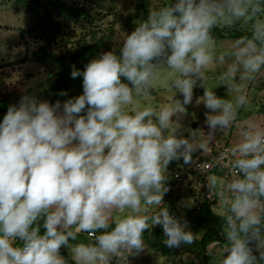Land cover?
Masks as SVG:
<instances>
[{"label":"clouds","instance_id":"1","mask_svg":"<svg viewBox=\"0 0 264 264\" xmlns=\"http://www.w3.org/2000/svg\"><path fill=\"white\" fill-rule=\"evenodd\" d=\"M236 24L249 35L218 46L212 30ZM226 59L222 82L264 68V0H166L123 35L118 54L72 66L81 94L51 104L25 94L9 105L0 119V264H66L61 247L73 264H126L153 225L167 247L191 245L186 221L162 203L164 170L206 151L195 132L180 134L197 81L209 138L247 103L242 91L227 99L205 87L209 66ZM157 88L169 102H148ZM230 152V176L206 185L219 202L218 264H264V128L244 129Z\"/></svg>","mask_w":264,"mask_h":264},{"label":"trees","instance_id":"2","mask_svg":"<svg viewBox=\"0 0 264 264\" xmlns=\"http://www.w3.org/2000/svg\"><path fill=\"white\" fill-rule=\"evenodd\" d=\"M0 4L24 7L30 13L28 22L19 31L20 36L28 34L30 43L26 46L24 60L18 63L31 58L34 62L42 65L52 64L56 68V72L44 80L39 92L40 100H47L51 104L56 101L63 102L81 94L82 77L72 78L70 76L72 66L83 70L85 64L105 51H114L118 54L116 48L113 47V37L119 11L111 0H0ZM148 11L146 4L138 3L133 16L126 18L125 22L132 21L135 28L136 20L140 17L142 20L145 19ZM108 16L112 19L104 21V18ZM212 34L215 39H239L248 36L249 32L240 29L239 24H236L231 29L214 28ZM2 67L4 66L0 65V68ZM260 86L264 87V84L261 83ZM61 92L65 94L61 95ZM6 110L7 107L0 106V113ZM185 165L182 158L176 159L175 169L171 174H165V184L171 182L174 171L183 169ZM194 186L195 183L190 182L184 191L166 193L162 203L170 212L179 217L175 203L192 191ZM172 194L175 195L174 199H172ZM214 202V199H206L193 214L190 211L186 219L181 218L182 222H189V229L194 233L195 239L191 245L181 244L174 248L167 247L162 242L164 235L160 225H153L144 230L145 246L155 254L174 263L181 262L182 255L190 250L195 251L197 257H201L206 262L209 258L208 245L214 243V246L221 247L223 243L220 235L222 230L220 215L214 214L211 210ZM91 238L89 233H86L85 237L82 233L78 235L79 240H90ZM217 241L220 243L217 244ZM60 253L64 254L62 248ZM253 254H256L255 251Z\"/></svg>","mask_w":264,"mask_h":264},{"label":"rangeland","instance_id":"3","mask_svg":"<svg viewBox=\"0 0 264 264\" xmlns=\"http://www.w3.org/2000/svg\"><path fill=\"white\" fill-rule=\"evenodd\" d=\"M118 8L119 16L116 18V27L113 37V47L119 51V45L122 43L123 35H127L134 30L132 21L125 22L126 18L133 16L136 11V4L144 3L148 6L149 11L166 3V0H111ZM30 17L27 8L24 7H10L0 4V106L8 108L9 105L18 103L22 95H30L35 97L38 101L39 92L47 77L52 76L56 72V68L52 64L42 65L34 62L31 58L26 59L23 63H18L24 60L26 46L30 43L28 34L20 36V29L25 26ZM112 17L104 18V21L111 20ZM132 20L135 21L134 18ZM141 17L136 20L140 22ZM240 29L248 30L247 25L239 24ZM217 45L226 47L234 42L236 39H215ZM32 46L30 45V50ZM228 61L225 63H213L207 69V79L205 87L215 92L217 96L227 99H234L238 91H242L246 96L247 103L241 105L235 113L230 126L219 132H216L213 137L207 136L208 129L204 124V113L209 111L205 108L203 103H197L198 97L203 94V86L197 81V85L193 88L192 101L185 106V113L183 114L180 123L182 129L180 134L187 137L188 131L191 130L196 133L197 139L206 141L207 147L210 146L212 139L216 140L219 146L231 148L234 146L243 135L244 129L251 130L255 126L264 128V68H262L253 79H241L240 73L234 74L231 81L222 82L217 77L227 70ZM260 89V91H259ZM170 93L163 89L157 88L148 97V102L153 104H162L169 102ZM174 99H181L180 93H175ZM196 151H200L197 149ZM194 151V152H196ZM172 160L164 170L165 174H171L175 169ZM217 182L226 179L222 176L215 177ZM209 182L208 184H210ZM216 205H212V212L219 214V202L215 196ZM168 205H170L168 203ZM192 200L188 195L183 196L175 203L177 213L183 219L187 218L190 213ZM85 237L86 233H82ZM209 258L206 262L201 257H197L195 251L190 250L182 255L181 262H171L155 254L151 249L145 248L138 253L130 254L126 257V264H218L222 248L219 246H208ZM64 251L63 256L66 259V264H73L67 249L61 247ZM115 259V258H114Z\"/></svg>","mask_w":264,"mask_h":264},{"label":"built area","instance_id":"4","mask_svg":"<svg viewBox=\"0 0 264 264\" xmlns=\"http://www.w3.org/2000/svg\"><path fill=\"white\" fill-rule=\"evenodd\" d=\"M230 149L225 146H219L216 140L212 139L206 151L195 152L192 160L183 169L173 172L171 182L165 184L167 191L163 193L162 200L165 198L166 193L171 191H184L188 183L194 182L195 186L193 190L187 194L192 200L191 213L193 214L199 209L204 200L212 199L204 191L209 178L217 174L225 178L230 176ZM174 198L175 195L172 194V199ZM170 213L175 215L173 212ZM188 226L189 222L186 221V227Z\"/></svg>","mask_w":264,"mask_h":264},{"label":"crops","instance_id":"5","mask_svg":"<svg viewBox=\"0 0 264 264\" xmlns=\"http://www.w3.org/2000/svg\"><path fill=\"white\" fill-rule=\"evenodd\" d=\"M217 176H222V175H220V174H217V175H213V176H211L210 178H209V180H208V183L209 182H211V180H212V178L213 177H217ZM222 177H224V176H222ZM225 178V177H224ZM208 183H206V185H209ZM204 191L207 193V191H208V189L206 188V186H205V188H204ZM212 199H214L213 197H212ZM215 200V199H214ZM214 206L216 205V202H214V204H213ZM175 209H176V207H175ZM212 210V209H211ZM176 212H177V210H176ZM215 214V213H214ZM177 215L179 216V218H182V217H180V215L177 213ZM217 215H219V214H217ZM183 219V218H182ZM184 222V221H183ZM188 222V221H187ZM188 229L190 228L189 226L187 227ZM209 245H214V243H211V244H209ZM208 245V246H209ZM209 248V247H208ZM253 251H255V249H253Z\"/></svg>","mask_w":264,"mask_h":264},{"label":"water","instance_id":"6","mask_svg":"<svg viewBox=\"0 0 264 264\" xmlns=\"http://www.w3.org/2000/svg\"><path fill=\"white\" fill-rule=\"evenodd\" d=\"M4 114H5V112L0 113V119L3 118V115H4Z\"/></svg>","mask_w":264,"mask_h":264}]
</instances>
